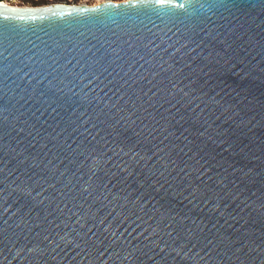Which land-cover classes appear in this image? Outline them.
I'll return each mask as SVG.
<instances>
[{
  "label": "water",
  "instance_id": "1",
  "mask_svg": "<svg viewBox=\"0 0 264 264\" xmlns=\"http://www.w3.org/2000/svg\"><path fill=\"white\" fill-rule=\"evenodd\" d=\"M0 264H264V0L0 1Z\"/></svg>",
  "mask_w": 264,
  "mask_h": 264
},
{
  "label": "rangeland",
  "instance_id": "2",
  "mask_svg": "<svg viewBox=\"0 0 264 264\" xmlns=\"http://www.w3.org/2000/svg\"><path fill=\"white\" fill-rule=\"evenodd\" d=\"M4 1L5 3L17 6V7H38V6H45L50 4H70V5H94L106 0H0ZM112 1H125V0H112Z\"/></svg>",
  "mask_w": 264,
  "mask_h": 264
},
{
  "label": "bare ground",
  "instance_id": "3",
  "mask_svg": "<svg viewBox=\"0 0 264 264\" xmlns=\"http://www.w3.org/2000/svg\"><path fill=\"white\" fill-rule=\"evenodd\" d=\"M4 2V1H3Z\"/></svg>",
  "mask_w": 264,
  "mask_h": 264
}]
</instances>
